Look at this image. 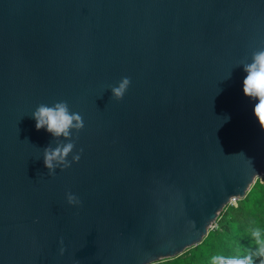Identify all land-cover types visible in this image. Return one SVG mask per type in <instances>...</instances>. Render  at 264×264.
I'll list each match as a JSON object with an SVG mask.
<instances>
[{
	"label": "water",
	"instance_id": "water-1",
	"mask_svg": "<svg viewBox=\"0 0 264 264\" xmlns=\"http://www.w3.org/2000/svg\"><path fill=\"white\" fill-rule=\"evenodd\" d=\"M261 48L264 0H0V264H150L199 243L264 175L242 91ZM59 101L83 118L80 159L49 175L32 112Z\"/></svg>",
	"mask_w": 264,
	"mask_h": 264
},
{
	"label": "clouds",
	"instance_id": "clouds-1",
	"mask_svg": "<svg viewBox=\"0 0 264 264\" xmlns=\"http://www.w3.org/2000/svg\"><path fill=\"white\" fill-rule=\"evenodd\" d=\"M242 67L246 73L242 82V91L246 97L255 101L252 113L261 130L264 131V48L254 51L251 55V62L243 63ZM129 85V78L124 77L117 86H110L112 98L122 99ZM32 118L36 122V130L45 129L56 142L55 147L50 144L43 150V163L48 169L49 175H54L57 168L66 169L70 167L71 163L80 159L79 153L72 154L75 146L72 133L81 130L84 127V121L80 114L70 111L66 101L56 102L52 106L40 104L32 112ZM225 119L228 118L225 117ZM70 154H72L71 161L67 159ZM66 198L69 205L80 204L79 199L71 193L66 194ZM253 235L261 241V253L264 254V236L259 230L255 231ZM211 264H251V257L226 258L216 255L211 257Z\"/></svg>",
	"mask_w": 264,
	"mask_h": 264
},
{
	"label": "trees",
	"instance_id": "trees-1",
	"mask_svg": "<svg viewBox=\"0 0 264 264\" xmlns=\"http://www.w3.org/2000/svg\"><path fill=\"white\" fill-rule=\"evenodd\" d=\"M264 236V175L256 177L242 198L226 204L200 242L180 254L150 264H211V257H251V264H264L262 243L253 233Z\"/></svg>",
	"mask_w": 264,
	"mask_h": 264
},
{
	"label": "built area",
	"instance_id": "built-area-1",
	"mask_svg": "<svg viewBox=\"0 0 264 264\" xmlns=\"http://www.w3.org/2000/svg\"><path fill=\"white\" fill-rule=\"evenodd\" d=\"M235 199H237V197H232V198H230L229 201H228L226 204H231L232 202L235 201ZM212 223H214V222H212ZM212 223H211V224H212ZM211 224H210V226H211Z\"/></svg>",
	"mask_w": 264,
	"mask_h": 264
},
{
	"label": "rangeland",
	"instance_id": "rangeland-1",
	"mask_svg": "<svg viewBox=\"0 0 264 264\" xmlns=\"http://www.w3.org/2000/svg\"><path fill=\"white\" fill-rule=\"evenodd\" d=\"M259 177H260V176H259ZM213 226H214V223H212L210 227H213Z\"/></svg>",
	"mask_w": 264,
	"mask_h": 264
}]
</instances>
